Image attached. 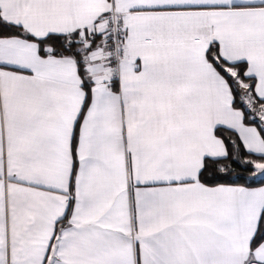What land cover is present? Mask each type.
<instances>
[{
    "label": "snow or ice",
    "instance_id": "6c2138e0",
    "mask_svg": "<svg viewBox=\"0 0 264 264\" xmlns=\"http://www.w3.org/2000/svg\"><path fill=\"white\" fill-rule=\"evenodd\" d=\"M0 264H264V0H0Z\"/></svg>",
    "mask_w": 264,
    "mask_h": 264
},
{
    "label": "trees",
    "instance_id": "16d2710c",
    "mask_svg": "<svg viewBox=\"0 0 264 264\" xmlns=\"http://www.w3.org/2000/svg\"><path fill=\"white\" fill-rule=\"evenodd\" d=\"M237 175L243 176V177H247V176L250 175V173L249 172H245L242 168H237L236 172L233 173V177L232 178L234 179ZM221 182H224V181H221ZM237 182L243 184L244 180H239ZM253 186H256V185H253Z\"/></svg>",
    "mask_w": 264,
    "mask_h": 264
}]
</instances>
